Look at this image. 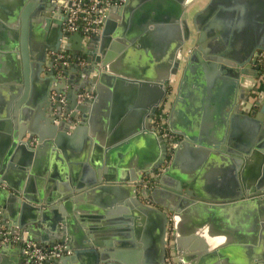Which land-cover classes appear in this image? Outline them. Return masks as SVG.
<instances>
[{"label": "crops", "instance_id": "1", "mask_svg": "<svg viewBox=\"0 0 264 264\" xmlns=\"http://www.w3.org/2000/svg\"><path fill=\"white\" fill-rule=\"evenodd\" d=\"M117 1H119L118 6L114 5L107 12L108 20H111L114 24L113 33L103 35L106 28L105 21L98 36L88 42L84 39L82 43L85 47L84 51L88 47V50L95 55L89 63L87 62V55L77 50L80 44L74 40L70 43L66 40L63 41L65 46L68 45L66 50L72 58L78 53L85 55L86 63L79 65L81 69L88 66L92 70L88 78V76L75 71L73 66L74 59L63 72L64 75L58 76L54 72L53 67L47 66L51 55L49 50H47V59L43 69L40 71L37 68L36 56L39 55L42 45L54 34V28L56 31L55 20L57 19L58 10L53 7L51 0H0V170L2 171V178L3 175L6 176L4 184H1L3 190L1 211L4 215L7 216L9 210L14 208L15 202L13 200H19L14 196L16 190L20 193L26 191L31 199L39 201L36 207H39L41 213L44 212L50 221L54 217L52 208L58 205L60 196H65L64 199H66L69 192L75 194V188L78 185L87 187L88 183H92L95 180L98 183L103 181V178L101 180L97 175L98 169L101 171L106 170L110 180L107 183L109 185H133L135 183L137 186L141 178V175L136 171L138 164L144 167L151 165L150 168H152L153 164L158 162L159 158L154 161L150 159L152 151L147 139H134L131 145L122 146L124 147L123 149H118L117 147H120L119 144L121 143H127L128 139L131 138L133 135L134 115L138 113V110L141 112L140 107H150L152 99L161 95V93L159 94L161 88L153 87V85L149 84L103 85L97 93L95 85L88 82L90 77L96 74L98 68L99 71H102L101 62L96 60L99 52L103 51L102 53L105 56L106 52L110 50L115 56L110 64L117 62L116 65L120 72H133L138 75L136 76L137 81L148 83L146 81H148L147 77L149 75L163 72L164 58L168 55L170 48L168 45L169 43L173 44L178 34L181 35V28L179 26V32H177L176 26L175 29L172 26V34H170V29H167L168 24L159 23L157 24L159 28L151 29L148 32L149 34L142 36L140 40L136 37L132 39L134 35L129 30L125 31L126 35L122 38L119 32L123 28L120 26L123 22V17L117 9L122 6V3L120 0ZM209 1L195 0L191 6V14L194 16L199 13L207 6ZM246 4L243 5V11L246 10L245 13L248 12L256 18L258 16L256 15L258 8L248 3ZM180 7L181 0H143L142 2L134 0L132 9L128 14H125L126 25L130 29L131 25L134 26L135 15L141 9L147 17L145 10L150 13L165 11L164 14L170 16V12L172 15L173 11L180 9ZM227 9L228 6L225 0H220L213 10L201 22L199 21V26L204 27L212 22H218V18L222 19L225 17ZM11 17H13V20L15 18V20L11 25H7L4 19ZM3 26L7 31H4ZM9 29L15 30L16 36L18 33H22L25 37L27 46L26 64L23 62L19 43L17 44L16 42L13 49L9 48L13 38L12 33L11 35L9 33ZM103 36L104 39L109 36V39L105 40V46L103 44ZM192 46H197L195 36L186 49H192ZM36 49H38V52H36ZM203 49L206 52L210 51L208 46ZM203 52L201 51L200 54L202 55ZM103 54H99L100 57ZM259 60L264 68V50ZM51 69L56 80L51 79L49 74ZM179 81V78H177L172 86H167V90L163 93L157 106L158 108L160 104H166L165 121L168 127L170 123L177 127L180 124H191L189 127L194 132V137L205 139L212 143L213 140L218 138L217 132L221 130L219 124L223 120L225 122V133L227 132V134L238 138L240 140L239 144L244 146V140L249 137L252 126L242 120L245 116L240 113L246 112L249 114L255 111L256 115L261 116L259 124L264 122V114L262 113V107L264 106V81L253 91L257 94L256 99H251L247 104H242L239 100L235 101L236 109L240 113H233V104H230L225 97H219L220 85H179ZM85 82L87 83L85 84ZM83 84L86 85L83 90L90 91L93 94V98L87 101H78L76 99L77 101L74 103V91L78 90ZM48 90L50 95L48 101L50 100V102H52L51 95L53 92L61 91L66 93L67 104L62 112L74 113L79 105L91 104L92 102L98 103L93 112L96 124L94 136L97 147L91 145L88 157L83 160L81 159L83 149L78 143H66L63 148L55 145L49 148L42 147L38 149L39 152H36L37 149H33V144H30L14 153V156L10 159L7 158L3 163L6 149L5 141L7 135H10L9 130L5 128L8 124L16 126L17 130H22L26 136L29 134L34 135L33 141L35 143L38 137L47 136L51 128H54L57 124L56 121L52 124L50 111L46 112L40 106L44 98L45 100L48 98ZM99 95L101 96L100 101L97 97ZM258 101L259 106L256 108L254 103ZM238 105L243 106L238 109ZM135 109L137 110L135 111ZM147 111L148 108L145 114L143 113L142 125L145 124L150 128L149 118L151 113L148 114ZM54 114H57L56 109L53 110L52 115ZM76 115L79 117L80 114L77 112ZM232 116L234 117V123L231 125L230 119ZM255 119L257 118L255 117ZM76 121L74 122L76 123ZM93 143L95 142L93 141ZM192 146L191 150L185 149L181 153L174 169L172 171L169 170L171 172L168 171L169 173L165 174L166 187L171 190L170 187L172 188L176 184L179 185L181 179L184 178L190 181V185L195 189L202 194L210 196L212 199L229 200L237 192V181L233 178V171L238 168L239 170L244 168L246 159H249V157L247 156L245 159V156L240 157L227 153L223 149H214L203 145L195 144ZM174 150L172 155H170L167 167H170L169 165L173 162ZM26 152L27 154L29 153V156L27 164L24 165L27 158ZM136 177L135 182H130ZM156 184H158V181ZM156 187L158 186L154 185L148 193H145L137 186V196L143 203L167 213V207L171 206L169 197L164 192L159 193L156 198L151 197V192ZM240 189L244 194V187ZM95 196L89 197L82 203L86 205L93 204L92 200ZM94 205L98 206L99 212H102L101 210L109 211L106 216V221L109 222V225L115 226L118 224V219L121 215L114 211L116 204H108L103 197L96 196ZM129 222L130 224L133 223L132 218ZM153 222L156 224L157 219H147L145 216L142 218L140 215L137 225L136 223L133 224L134 226L136 225L135 227L129 225L128 232L130 231V236L124 237L125 239L122 238L124 244L120 247L111 245L112 247L108 249H112L114 254L124 261L123 264H159L157 260H159L161 254L159 245L156 244V236L154 234L156 226H152ZM5 223H10V221H5ZM180 224L182 228L179 233L173 231L172 223L169 224L167 238V241H170L172 250L175 237L181 239L177 246L178 251H176L178 264H199L201 257L204 256L203 252H201L204 249L205 252L211 254L215 251H222L225 248L229 250L230 247L236 246L226 243L227 240L224 241L225 238H223L222 232L218 229H213L210 223H202L200 226H196L194 230L192 229V224L182 221V219L178 225ZM43 227L45 226L36 221L29 228H24L28 232L29 239L36 245L41 242ZM113 231H115L114 236L119 233L122 235L126 234L123 228H113ZM190 235H193V238L189 239ZM111 242L116 243L115 240H111ZM18 245L16 243L11 244V247L6 249L1 260L4 264H12L17 259L23 260V250ZM168 246L167 242L166 257L165 260L160 261L161 264H167ZM71 256H74L73 260L67 259ZM215 258L218 257L216 256ZM86 260L87 257L84 254L75 256L72 251L64 259L61 257V259L48 261L45 264H88ZM217 261L221 263L220 257ZM214 263L216 262L211 259L207 261V264Z\"/></svg>", "mask_w": 264, "mask_h": 264}, {"label": "water", "instance_id": "2", "mask_svg": "<svg viewBox=\"0 0 264 264\" xmlns=\"http://www.w3.org/2000/svg\"><path fill=\"white\" fill-rule=\"evenodd\" d=\"M133 1L120 0L122 6L117 8L123 17V22L120 25L123 28L119 32L122 38L126 35L125 31L129 30L134 35L132 39L136 37L140 40L142 36L144 37L146 34H149L148 32L151 29L155 30L159 28L157 25L159 23L168 24L167 29H170V34H172V26L174 29L176 26L177 32H179V26L181 28V35L178 34L173 44L169 43L168 45L170 48L168 55L164 58L163 72L161 74L149 75L147 77L148 81H146L148 83H141L136 80V76L138 75L135 73L120 72L116 65L117 62L110 64L115 57L110 50L106 52L105 56L102 53L103 51H101L99 54H103V56L100 57L98 54L96 60L101 62L102 71H99L98 68V72L96 70V74L90 77L88 83L95 85V91L97 93L103 85L149 84L153 85V87L161 88V92L158 90L159 94L161 93L159 95L160 97L153 98L150 107H140L141 112L138 110V113L134 115L133 135L131 138L128 139L127 143H121L119 144L120 147H117L118 149H123L127 144L131 145L134 139L144 138L149 141L151 146L150 150L152 151L150 159L152 161L157 158L159 159L158 162L153 164L152 168H150L151 165L144 167L138 164L136 171L142 176L143 174L154 172L169 158L166 143L156 135L151 127L149 128L145 124L142 125L143 113L145 114L148 108L149 112L147 111V113H151L150 116L154 114L163 93L167 90V86H172L177 78L180 80L179 85H220L219 97L223 96L230 104H233V113H240L236 109V100H239L242 104H247L251 99H256L257 94L253 91L264 81V68L261 69L259 64V57L264 50V0H225L228 6L225 17L222 19L218 18V22H212L204 27L199 26V21L201 22L212 11L220 0H210L207 6L194 16L191 14V6L195 0H181L180 9L174 10L172 15L170 12V16H166L164 14L165 11L150 13L145 10L147 12L146 15H148L147 17L141 9L135 15L134 26L131 25L130 29L126 25L125 14H128L132 9ZM138 1L142 2L143 0ZM246 3L258 8L256 14L258 16L256 18L248 12L245 13L246 10L243 11V5H247ZM52 4L53 7L56 6L55 3L52 2ZM107 12L103 22L105 24L106 21V28L103 35L107 33L109 35L114 31V24L111 20H108ZM58 14L55 20L56 31L54 28V34L42 45V49L35 59L37 68L40 71L46 62L47 50L50 53H57L61 49L62 37L68 43L74 40L80 44L77 50L87 55L88 63L95 57L93 52L91 53L88 50V47L84 51L85 47L82 43L85 38L81 34L73 33L68 35L62 30L63 16L60 12ZM14 20L13 17L4 19L7 25H11ZM3 29L7 31L4 26ZM9 33L13 35V38L11 37L12 44L10 43L9 48L13 49L16 42L17 44L19 43L22 59L25 63V58L27 57L25 37L22 33H18L19 35L17 34L16 36L15 30L9 29ZM194 36L197 46L193 47V45L192 49L187 50L186 47L191 44ZM108 39L109 36L106 39L103 36L104 46ZM86 40L87 42L90 41L88 39ZM206 46L210 48L209 52L203 49ZM64 48L68 49V45ZM201 51L205 53L203 52L201 55ZM36 52H38V49H36ZM73 59H75L73 65L75 71L89 78L92 73L90 68L85 66L81 69L77 61V55H74ZM47 66H53L52 54L50 55ZM49 74L52 80H56L52 69ZM85 84L74 91V103L77 101L78 92L86 88ZM57 91L59 90L57 89ZM97 97L100 101L101 96L99 95ZM49 98L48 90V98L46 100L44 98L40 106L46 112L50 111L52 124L55 121L57 124L54 128H51L47 136L38 137L36 143L33 141L34 135L29 134L26 136L22 130H17L16 126H10L8 124L5 128L9 130L10 135L6 137L3 163L7 158L10 159L14 156V153L30 144H33V149H37L36 152H39L38 149L42 147L49 148L55 145L63 148L66 143H78L83 149L81 153L83 155L81 159L83 160L88 157L91 145L97 147L94 136L96 124L93 112L98 103L92 102L91 104L79 105L76 107L74 113H70L66 118H63L66 113L62 112L61 105L50 102V100L48 101ZM254 104V107L257 108L259 101ZM242 106L238 105V109L242 108ZM54 109H56L57 114L52 115ZM262 111L264 114V106L262 107ZM77 112L80 114L79 117L76 115ZM240 114L245 116L242 120L252 126L249 137L244 140V146L239 144L240 140L238 138L227 134V132L225 133V122L223 120L219 124L221 130L217 132L218 138L213 140L212 143L208 140L194 137V132L189 127L191 124H180L177 127L170 123L169 129L173 133L181 136L182 140L174 150L173 162L158 177V187L151 192L152 198H156L161 192H164L169 197L171 206L167 207V213L143 203L137 196V186L135 183L133 185H109L107 183L110 180L108 179L106 170L101 171L98 169L97 175L101 180L103 178V181L98 183L95 180L92 183H88L86 185L87 187L78 185L75 188V194L69 192L66 199H64L65 196H60L58 198V205L52 208L54 214L52 220L49 221L45 213H41L40 208L36 207L39 201L31 199L26 191L20 193L18 190L14 193V196L19 200H13L15 206L12 210H9L6 216L1 211V206H3V190L1 184H4L6 176L3 175L2 178V171L0 170V226H5L12 233H15L18 229L29 228V226H32V224L38 221L45 226L43 227L41 242L37 244L38 246L49 248L55 243L66 244L73 251V255L79 256L80 254H84L87 257L86 261L88 264H123L124 261L115 255L112 249L108 248L112 247L111 245L117 247L122 246L124 244L122 238L125 239L124 237L130 236V231L128 232L129 225L134 226L133 224L135 223L137 225L138 217L141 215L142 218L145 216L147 219H157V223L155 224L153 222L152 226H156L154 234L161 254L157 261L161 264L162 260H165L166 257L169 224L172 223L173 231L179 233L182 225H178V223L181 219L192 224L193 230L202 223H210L213 229H218L222 232L223 238H225L224 241L227 240L226 243L236 246L232 245L233 247H230L229 250L225 248L222 251H217L218 253L215 251L211 254L205 252L204 249L201 251L204 256L201 257L199 264H207L209 259L216 262L214 264H264V122L259 124L261 116L256 115L255 111L249 114L246 112ZM235 118L238 120L237 117ZM230 123L231 125L234 123L233 116L230 119ZM69 132L70 134L68 135ZM195 144L214 149H223L227 153H232L240 157L245 156V159L247 156L249 157V159H246L244 168L241 170L238 168L236 171H233V178L237 181H235L237 192L229 200L212 199L210 196L202 194L199 190L195 189L190 185V181L184 178L181 179L179 185L176 184L172 188L170 187L171 190L166 187L165 174H168L174 169L181 153L185 149L191 150L193 148L192 145ZM28 156L29 153L26 156L24 165L27 164ZM136 179L137 177L130 180V182H135ZM118 181L126 182L124 180ZM241 187H244V194L240 189ZM94 195L103 197L108 204L117 205L114 211L121 215L118 219V224L115 226L109 225V222L106 221V216L109 211L101 210L102 213L98 211V206H93L96 203V196L92 200L93 204L86 205L82 203ZM131 218L133 220L132 224L129 222ZM5 221H10V223H5ZM113 228H123L126 234L122 235L119 233L114 236L115 231H113ZM190 236L189 239L193 238V235ZM111 240H115L116 243L111 242ZM180 241L181 239H178V237H175V240H173L172 246L175 253L178 251L177 246ZM8 247H11V244H0V264H4L1 261L2 255ZM116 253L118 254V252ZM216 256L218 258L220 257L221 263L217 261L218 258H215ZM64 257L62 258L64 259ZM67 259L73 260L74 256L68 257ZM12 264H23V260L17 259Z\"/></svg>", "mask_w": 264, "mask_h": 264}, {"label": "built area", "instance_id": "3", "mask_svg": "<svg viewBox=\"0 0 264 264\" xmlns=\"http://www.w3.org/2000/svg\"><path fill=\"white\" fill-rule=\"evenodd\" d=\"M55 7L63 16V31L68 35L79 33L85 39H92L100 32L106 12L111 6L117 5L116 0H51ZM61 39V49L57 53H51L53 56V70L58 76H63L64 71L72 61V56L66 50L64 42ZM79 64H85V58L79 60ZM93 98L90 91H80L77 94L78 101H87ZM53 103L61 105L64 110L67 104V96L64 92H53L51 95ZM63 118L70 113L65 111ZM166 104H160L154 114L149 118V125L156 135L166 143L168 154L172 155L173 150L180 143L177 134L173 133L165 121ZM170 157L157 168L154 172L143 174L139 179L137 186L141 191H148L157 185L158 177L163 173L169 164ZM19 244L23 250V264H45L63 256L71 254V249L66 244H54L49 248H42L34 244L28 236L25 229H18L12 233L9 228L0 226V244ZM169 252L166 258L167 264H178V256L172 250L170 241H168Z\"/></svg>", "mask_w": 264, "mask_h": 264}, {"label": "flooded vegetation", "instance_id": "4", "mask_svg": "<svg viewBox=\"0 0 264 264\" xmlns=\"http://www.w3.org/2000/svg\"><path fill=\"white\" fill-rule=\"evenodd\" d=\"M117 1V0H116ZM119 2V1H118ZM82 53V52H81ZM81 53H78L77 54V59L79 60L80 58H82V57H84L85 55H83V54H81ZM75 60V59H74ZM72 61H73V58H72ZM75 62V61H74ZM259 64H260V62H259ZM260 67H261V69H263V67H262V65L260 64ZM91 70V69H90ZM92 71V70H91ZM263 75H264V71H263ZM168 87H170V86H168ZM177 137H178V140L180 139V142H181V140H182V138H181V136H179V135H177ZM166 147H167V145H166ZM168 151V150H167Z\"/></svg>", "mask_w": 264, "mask_h": 264}, {"label": "trees", "instance_id": "5", "mask_svg": "<svg viewBox=\"0 0 264 264\" xmlns=\"http://www.w3.org/2000/svg\"><path fill=\"white\" fill-rule=\"evenodd\" d=\"M169 157H170V154H169Z\"/></svg>", "mask_w": 264, "mask_h": 264}]
</instances>
